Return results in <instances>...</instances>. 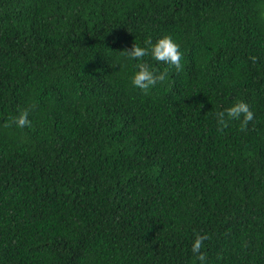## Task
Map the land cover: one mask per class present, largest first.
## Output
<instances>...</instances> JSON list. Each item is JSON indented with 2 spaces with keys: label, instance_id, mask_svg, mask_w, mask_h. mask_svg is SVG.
I'll list each match as a JSON object with an SVG mask.
<instances>
[{
  "label": "trees",
  "instance_id": "1",
  "mask_svg": "<svg viewBox=\"0 0 264 264\" xmlns=\"http://www.w3.org/2000/svg\"><path fill=\"white\" fill-rule=\"evenodd\" d=\"M0 264H264V0H0Z\"/></svg>",
  "mask_w": 264,
  "mask_h": 264
},
{
  "label": "clouds",
  "instance_id": "2",
  "mask_svg": "<svg viewBox=\"0 0 264 264\" xmlns=\"http://www.w3.org/2000/svg\"><path fill=\"white\" fill-rule=\"evenodd\" d=\"M144 44L145 47H141L135 42L131 48L125 49L119 54L127 60L140 61L135 64L137 70L132 76L131 83L134 87L147 94L150 88L166 80L169 69L165 68L163 71L153 70L150 65L144 61L145 57L151 56L154 61L173 66L177 73L183 71V66L181 64L182 53L180 46L170 35L163 36L155 43H153L151 38H148L144 41ZM250 59H252L253 62L256 61V57H250ZM215 116L218 126H222L218 127L220 131L228 127V120L233 119L241 121V130H247L249 123L255 119L254 112L251 111L249 105L243 101H237L231 107L216 112ZM13 124L18 128L31 127L28 110H24L20 112L19 115L10 117V122H6L4 127L8 128ZM209 239L210 237L208 235H200L197 233L192 243L191 250L201 262L206 260V256L201 253V249L204 246V241Z\"/></svg>",
  "mask_w": 264,
  "mask_h": 264
}]
</instances>
